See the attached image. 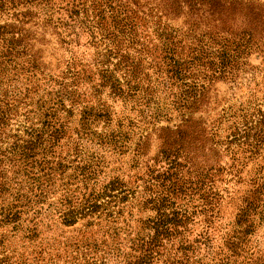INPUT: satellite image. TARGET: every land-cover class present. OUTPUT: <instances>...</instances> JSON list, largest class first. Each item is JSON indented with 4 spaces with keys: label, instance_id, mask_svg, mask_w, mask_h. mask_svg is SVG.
I'll return each instance as SVG.
<instances>
[{
    "label": "trees",
    "instance_id": "obj_1",
    "mask_svg": "<svg viewBox=\"0 0 264 264\" xmlns=\"http://www.w3.org/2000/svg\"><path fill=\"white\" fill-rule=\"evenodd\" d=\"M182 17L184 24L174 25ZM84 35L87 47L95 49L92 62L73 61L62 80H55L44 60L48 48L56 42L70 51L72 38ZM262 51L259 0H0V225L19 227L23 215L47 202L60 181L64 226L81 220L86 227L92 220L101 225L128 201L152 211L138 221L129 253L121 251V243L109 252L121 253L127 264H232L241 257L264 264V245L255 249L253 242L264 226V168L245 175L248 165L242 161L264 159V110L227 135L223 124L233 119L232 107L217 117L211 110L214 84L235 82L245 59ZM88 82L89 96L80 89ZM160 90L169 94L181 121L134 143L131 111L143 113ZM104 95L123 101L128 115H117ZM71 123L80 142L95 141L120 154L134 144L138 158L146 156L156 134L159 150L139 178L142 190L128 188L120 177L107 184L93 181L96 171L88 158L79 160L73 174L59 157L52 161ZM12 124L19 125L15 133ZM70 179L78 184L73 195ZM232 183L246 186L240 197ZM228 197L240 202L234 220L219 226L214 256L201 258L208 231L190 240V227L199 216L216 223ZM90 235L83 231L75 255L86 257L98 246ZM113 238L119 241L117 228Z\"/></svg>",
    "mask_w": 264,
    "mask_h": 264
},
{
    "label": "rangeland",
    "instance_id": "obj_2",
    "mask_svg": "<svg viewBox=\"0 0 264 264\" xmlns=\"http://www.w3.org/2000/svg\"><path fill=\"white\" fill-rule=\"evenodd\" d=\"M259 1L264 2V0ZM155 19H157V16ZM184 20L185 18L182 17L174 25L182 26ZM72 40L75 42L71 45L70 51L65 48L59 49V45L55 42V45L52 43L44 55L49 71H51L57 81L62 80L64 72L67 73L68 64L78 60L90 63L94 58L95 49L90 50L87 47L88 40L85 35L80 36L79 39L72 38ZM244 62L245 66L243 69L245 70H243L244 72L242 71L235 82L219 81L213 86L214 90L211 94L213 116L217 117L223 108L229 110L232 107L228 112L229 115L234 117L227 124H223L224 135L233 130L231 127L243 125L246 121L250 122L255 118L259 109L264 110V52H254ZM92 85L93 83L88 82L80 88L81 92L84 93L86 91L87 96L91 95L93 92ZM103 98L117 115L121 116L123 113L128 115L129 111L126 110L127 106L123 101L113 100L106 95ZM215 99L219 101L217 105L214 104ZM170 100L169 94L160 90L154 101L142 107L143 113L131 111V117L135 120L134 143L137 142L140 135L151 133L159 127L174 126L181 121V114L173 109ZM203 115L206 116L207 113H203ZM23 120V117L19 118V121ZM18 126L17 124H12L11 129H14L12 133H15ZM75 126L76 123L69 124V130L66 135L53 150L54 152L50 154L52 155V161H56L57 157H59L63 164L71 166L72 170L69 171V174H73L79 160L88 158V161L90 159V163L94 164L96 171L93 181L107 184L113 178L120 177L128 184V188H136L135 186H138L142 190L139 178L145 176L148 171V165L153 164L151 159L159 150L156 134L151 136L146 156L138 158L135 151H133L135 149L134 144L131 151L120 154V152H107L105 147L98 145L95 141L91 143L85 139L80 142L74 136ZM95 129L101 132L102 125ZM242 161H245L248 165L245 169V175H254L256 170L264 168L263 157L249 161L242 158ZM70 185L71 194L73 195L74 189L77 188L78 184L74 179H70ZM230 187L236 188L231 191L239 190L237 197H240V193L246 189L245 185H235V183H232ZM63 188L62 182L57 181L54 188L55 193L49 196L47 202L35 206L32 211L23 215V218L28 220L23 219L19 227L15 228L14 225L2 227L0 225V264H127V260L121 253L117 251L109 252L117 247V243H121V251L129 253L131 251L129 239L134 237L135 231H138V221L153 216L152 211L140 209L135 200L132 201L135 205L128 201L115 208L113 217L109 221L102 222L101 225L97 223L98 220L96 222L92 220L94 225L86 227L87 221L81 220L74 226H64L59 214V201L64 193ZM239 204V200L234 199L232 201L228 197L220 206V217L215 220L216 223L208 224L203 219V216H199L196 223L190 227L188 234L190 240H194L196 235L202 231H208V234L202 240L203 244L199 246L201 258H210V255L214 256L215 251L218 250L217 247L220 245L219 226H224L234 220L237 205ZM34 227L35 231L30 233L33 230L31 228ZM115 228L119 231L118 242L113 238ZM29 229L31 230L29 231ZM83 231H90L91 235L88 240L97 241L96 245H98L91 247V253L86 257L81 254H74L76 253V244L81 240ZM32 233H35L36 236L31 237ZM253 242L255 249L258 245L263 247L264 226L258 228V231L253 236ZM108 253L111 255H108L106 263H103V255ZM208 260L206 259V261ZM248 263L249 261L246 257H241L232 264Z\"/></svg>",
    "mask_w": 264,
    "mask_h": 264
}]
</instances>
